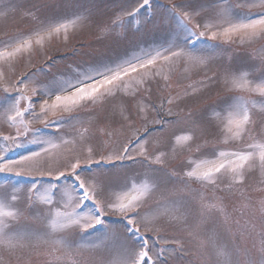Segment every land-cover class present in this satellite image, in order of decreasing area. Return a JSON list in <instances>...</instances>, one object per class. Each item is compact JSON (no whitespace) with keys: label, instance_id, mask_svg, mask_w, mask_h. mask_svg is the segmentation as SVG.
I'll return each mask as SVG.
<instances>
[{"label":"snow or ice","instance_id":"snow-or-ice-1","mask_svg":"<svg viewBox=\"0 0 264 264\" xmlns=\"http://www.w3.org/2000/svg\"><path fill=\"white\" fill-rule=\"evenodd\" d=\"M62 2L75 6L79 0ZM48 7L33 5L38 15L34 16L36 25L32 32L0 41V61H11L31 49L33 36L35 43L41 44L44 36L58 35L63 30L65 41L68 39L67 30L76 21L45 15ZM81 8L87 19L103 12L95 0L89 7ZM7 15L0 11V16ZM73 16L78 13L73 12ZM126 18L135 20L134 34L138 39L163 31V41H156V47L137 46L109 63L90 65L91 71L78 72L56 88L38 80L39 68L21 72L15 80H5L0 65V108L5 122L15 128V135L0 136L4 141L0 146V175L33 177L31 183L23 186H0V252L10 256L24 253L28 256L24 264H29L32 254L44 256L42 264H169L172 254L182 250L183 245L180 239L167 236V227L182 224L188 228L189 236L198 241L199 248L205 249L209 240L203 236L204 228L215 211L223 219L218 223L212 220L213 242L221 239L224 243L220 253L223 258L214 264H264V194L257 200L244 197L242 189L250 170L258 168L264 177V133L256 134L258 125L264 129V51L249 54L242 63L228 54L232 45L264 41V0H170L168 5L134 0L131 11L121 6L103 30L131 32L132 25ZM218 61L221 70L208 75L210 66ZM179 62L186 66L188 79L191 70H205L202 80L188 85L193 95H203L200 89L209 85H215L220 92L203 111L194 108L186 113L183 119L189 132L177 141H195L197 133L204 136L210 130H218L225 134L223 143L240 142L242 148L213 147L212 158L189 161L193 167L179 174L165 167V152L150 155L141 147L134 155L137 146L147 143L140 135L104 152L85 143L83 133H79L77 148V139L69 140L61 131L66 123L71 127L73 121L81 119L78 114H71L76 108L94 106L98 95L106 93L114 98L137 77V84L143 85L165 70L171 73ZM166 103L172 105L174 99L167 97ZM151 107L159 115L164 103ZM58 111L69 115H57ZM166 114L179 116L171 108ZM36 122L44 129L55 128L56 133L39 135L41 129L31 127ZM174 122L163 118L152 121L161 131ZM144 132H149L147 126ZM26 143L38 144L40 148L18 160L7 158V151ZM62 145L70 146L65 149L67 155L62 162L59 156L53 161L54 152ZM201 149L202 145L197 144L196 151ZM137 156L143 157V171L131 177L125 175L122 180L101 167L108 164L115 168L117 161L135 163ZM35 175L51 180H39ZM222 177L228 179L231 199L236 198L233 186L241 187L245 203L242 208H234L239 216L229 221L226 198L218 204L201 203L196 221L189 224L187 212L180 210L192 204L185 195L191 183L217 186ZM154 196L155 203L149 206ZM110 213L119 216V223H108ZM171 244L178 249H170Z\"/></svg>","mask_w":264,"mask_h":264},{"label":"rangeland","instance_id":"rangeland-1","mask_svg":"<svg viewBox=\"0 0 264 264\" xmlns=\"http://www.w3.org/2000/svg\"><path fill=\"white\" fill-rule=\"evenodd\" d=\"M95 2L102 7L103 12L87 19V13L81 8V5L87 8L92 0H79L75 6H68L62 0H0V11L8 13L6 17L0 16V41L7 39L9 36L32 32L36 25L34 16L38 15L33 10V5L39 7L48 4L49 7L44 10L45 15L76 21L74 25L70 24L66 41L63 30L58 35L44 36L41 44H36L35 36H33L31 49L19 54L11 61H0V65L3 66L4 70V79L15 80L21 72L35 71L39 68L38 80L42 84L56 88L65 79L72 78L78 72L91 71L90 65L101 62L109 63L117 57L124 56L137 46L140 48L156 47V41H163L165 36L163 31L147 37L140 36L138 39L134 34L136 24L132 18H126L132 25L131 32L120 33L118 31L108 32L103 30V26L110 19L115 18V14L120 11L121 6L131 11L134 0H95ZM155 3L157 5H168L170 0H155ZM29 12L32 14L30 15ZM73 12H77L78 16H73ZM224 47L228 48V45H224ZM233 49L235 51H232ZM262 51H264V41H256L244 45H232L228 54L234 55L242 63L248 60L249 54ZM48 57H52V59L49 61ZM185 67L183 62H179L171 73L165 70L155 80L143 85L137 84L136 81L140 79V77H137L136 80L129 82L127 88H121L114 98L108 97L106 93L98 95L94 106L88 105L76 108L71 114H78L81 119L73 121L71 127L66 123L61 131L66 134L67 139H77V148L80 147L79 133H83L86 138L85 143L90 142L91 146L104 152L113 151L119 148L121 144L126 143L129 137L140 135L146 138L147 143L137 146L133 150V154L138 153L141 147L146 148L150 155L165 152L167 153L165 167L179 174L193 167L189 161L212 158L210 149L213 147L228 150L242 148L243 143L240 142L230 140L227 144L223 143L225 134L218 130H210V134L204 136L197 133L195 141H177L178 137L189 132V126L183 119L186 113L194 108L203 111L207 104L217 98L220 92V89L215 85H209L207 88L200 89L203 95L199 93L193 95V89L188 85L202 80L205 70H191L189 73L190 79H188L185 78ZM210 68L211 71H208V75L219 72L221 62L213 63ZM165 76H168L167 80L164 79ZM138 87L140 88L139 92H137ZM197 87L199 88L198 83ZM145 89H150V91ZM167 97L174 99L172 105L166 103ZM33 99L38 100L39 97H33ZM162 102L164 103V110L158 115L157 112L152 110L151 105L156 104L159 106ZM168 108H171L173 113H179V116H168L166 114ZM36 111H39L38 104ZM57 115H69V113L58 111ZM52 118L50 115L49 119ZM160 118L175 122L166 124L161 131L159 125L152 123L154 119ZM255 118L259 120V117ZM145 126L149 128L148 133L144 132ZM31 127L40 128L39 135L41 136H51L56 133L55 128L44 129L39 122L33 123ZM85 129H87V132H84ZM137 129H139L138 133ZM9 133L15 135V128L10 127L5 122L2 116V108H0V136ZM262 133H264V129H261L258 125L256 134L260 135ZM205 140L208 141L207 145H205ZM3 144L4 141L0 139V146ZM197 144L202 145L201 151H196ZM67 147L70 146L62 145L58 152H54L51 159L54 161L56 156H59L62 162L63 157L67 155L65 151ZM39 148L40 145L38 144L26 143L24 147L13 148L5 154L9 159L18 160L21 155H27L30 151H38ZM142 159V156H137L135 163L132 161H117L115 168L108 164H102L101 167L114 172L117 179L122 180L125 175L131 177L143 171V166L140 164ZM53 166H55L54 163ZM154 167H159V165H154ZM35 178L43 181L51 180V177L47 176L35 175ZM32 179V176L0 175V186L6 183L23 186L31 183ZM227 184V177L219 179L217 186L207 185L201 187L198 182L191 183V189L185 195L192 200V204L187 209L182 208L180 210L181 212H187L189 224L196 221L197 210L201 203L218 204L226 198L228 199L224 206L229 213V221L233 217L239 216V212L234 211V208H242L243 203H245L241 196V187L233 186L232 192L236 196L233 200L230 198ZM242 189L244 197L250 196L257 200L261 194H264V177L261 176L258 168L250 170ZM155 199L154 196L153 199L149 200V206L155 203ZM211 216L212 220L217 221V223L223 219L215 211L211 213ZM107 219L110 224L119 223L118 215L110 213ZM212 220H209L204 228L203 236L209 240L205 249L199 248L198 241L189 236L188 228L182 224L176 223L167 227V236L180 239L183 245L182 250H177L172 254L169 264H214L215 260L223 258L220 253L223 251L224 240L215 239V242H213ZM241 243L244 244L243 241ZM168 247L178 249L175 244ZM44 259L45 257L42 255L32 254L29 264H42ZM24 262H28V256L24 253L10 256L6 252H0V264H24Z\"/></svg>","mask_w":264,"mask_h":264}]
</instances>
